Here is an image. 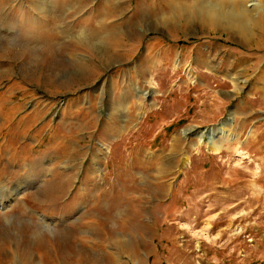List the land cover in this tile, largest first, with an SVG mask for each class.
<instances>
[{"label": "rangeland", "instance_id": "374dc122", "mask_svg": "<svg viewBox=\"0 0 264 264\" xmlns=\"http://www.w3.org/2000/svg\"><path fill=\"white\" fill-rule=\"evenodd\" d=\"M250 2L0 0V264H264Z\"/></svg>", "mask_w": 264, "mask_h": 264}, {"label": "bare ground", "instance_id": "6f19581e", "mask_svg": "<svg viewBox=\"0 0 264 264\" xmlns=\"http://www.w3.org/2000/svg\"><path fill=\"white\" fill-rule=\"evenodd\" d=\"M237 1L238 0H188V5H177L175 9L180 11L179 13L181 14H197L201 18V22L206 21L211 26H226L244 30L248 22V13L241 10L236 4ZM250 1L251 10L258 11L261 19L264 21V2H261V0ZM77 38L81 41L86 39L85 36L83 37L82 35H79ZM225 124L227 125V123ZM225 130V127H219L216 133L226 136ZM208 133V138L199 144H205L209 146L210 149L218 151L220 145L214 144L216 133L213 130L209 134ZM202 136V133L198 134V140H200Z\"/></svg>", "mask_w": 264, "mask_h": 264}, {"label": "water", "instance_id": "95a60500", "mask_svg": "<svg viewBox=\"0 0 264 264\" xmlns=\"http://www.w3.org/2000/svg\"><path fill=\"white\" fill-rule=\"evenodd\" d=\"M203 134V133H202Z\"/></svg>", "mask_w": 264, "mask_h": 264}]
</instances>
